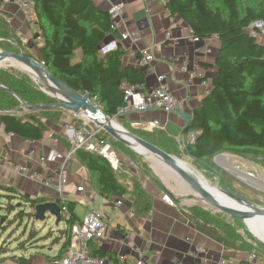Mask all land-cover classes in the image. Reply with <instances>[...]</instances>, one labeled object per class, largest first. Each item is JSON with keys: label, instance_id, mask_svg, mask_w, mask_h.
<instances>
[{"label": "trees", "instance_id": "obj_1", "mask_svg": "<svg viewBox=\"0 0 264 264\" xmlns=\"http://www.w3.org/2000/svg\"><path fill=\"white\" fill-rule=\"evenodd\" d=\"M32 1L43 44L36 57L26 55L42 62L50 74L74 91L89 94L102 114L111 118L122 102L121 82L143 84L144 72L133 66H123L120 62L122 51L118 48L99 55L110 30L108 12L98 9L92 0ZM259 1L256 8L247 4L240 7L239 0H219V3H214V0L164 1L169 15L179 17L193 31L194 36H216L219 42L213 64L215 73L209 90L193 109L184 128V132H195L193 141L181 148L194 165L206 163L220 153H231L264 167V42L246 31L252 21H264V0ZM8 27V23L0 18V41L14 45V49L9 52L22 53L19 47L21 41ZM9 72L0 71V84L3 86L0 87V121L10 133L26 140H39L47 129L43 120L57 122L62 108L54 105L56 100L50 98V103H42L50 104V107L25 109L18 98L26 105L34 106L45 99V96ZM129 132L168 154L177 155L180 143L165 136L162 131L153 134L160 140V144L143 136V133L150 132L140 133V130L134 128H130ZM104 138L112 144L113 138L107 133H104ZM116 144L121 143L117 141ZM74 156L85 166L88 177L101 196L119 199L126 195L136 215H148L151 197L135 176L131 175L126 178V183L123 182L120 167L112 168L105 157L95 152L80 149ZM226 192L230 193L231 190ZM236 196L244 197L238 194ZM15 198L21 202L19 205H6V200L12 201ZM37 202V199L24 197L13 187H0V209H33ZM57 202L67 209L61 218L66 227L62 230L65 240L60 252L65 254L69 248L70 226L78 220L74 212L76 202L67 199H58ZM186 212L198 231L222 244L225 249L253 252L247 241L243 245L235 243L234 231L225 229L223 234V227L219 222L208 219L206 213ZM26 214L32 216L31 211ZM4 222V215H0V227ZM28 236L33 240L32 234ZM30 239H25L20 246H34L36 242L32 243ZM257 243L256 247L264 248L260 241L257 240ZM2 249L3 246H0V261L17 257L19 263L27 264L28 260L22 256L6 257V251ZM94 253L102 255L97 251Z\"/></svg>", "mask_w": 264, "mask_h": 264}, {"label": "crops", "instance_id": "obj_2", "mask_svg": "<svg viewBox=\"0 0 264 264\" xmlns=\"http://www.w3.org/2000/svg\"><path fill=\"white\" fill-rule=\"evenodd\" d=\"M92 1L102 11H107L110 5L108 0ZM113 1L123 4V22L118 28L109 30L101 48L105 47L99 55L118 48L122 51L120 62L123 66H133L144 72L143 84L146 88L157 86V76L163 75L168 92L185 102L178 113L148 109L130 113L122 119L130 128L143 132H153L155 135L162 131L165 136L178 141L181 149L194 139L195 132H184V128L193 109L209 90L215 73L213 64L218 52V39L211 37L194 42L188 33V26L179 17L170 16L162 0ZM0 18L8 23L10 32L21 41V52L36 57L43 38L35 18H29L20 4L11 0L0 3ZM167 31L169 36L166 35ZM128 33H137L136 39L132 40ZM146 48L151 60L145 67H139L137 59L141 57L140 51ZM193 65L202 67L200 76L189 75V68ZM68 116L62 110L57 122L44 119L47 129L39 140H26L10 133L0 121V187H13L24 197L37 199L38 202L60 200L54 188L59 180V162L41 164L38 157L51 150L53 141L57 143L58 151L65 152L68 149L67 137L72 123ZM152 121H158L163 128L145 130L144 125ZM228 156L232 160L236 158L231 153ZM132 166L134 168V165H129L127 170H134L135 178L151 197V207L146 217L134 213L126 195L119 199L101 196L88 177L85 166L74 155L65 164L63 196L76 202L74 212L78 220L92 207L102 214L106 225L103 238L90 244L92 252L112 257L124 255V264H135L139 259L143 264H173L174 261L194 264L198 259L218 264L221 258L226 260V264H264V255L225 249L222 244L198 231L181 206L177 193L166 181L154 171L152 174L144 173ZM121 175L126 183V176ZM46 179L49 180L48 185L44 184ZM79 185L83 187L82 191L76 190ZM164 193L173 198V205L163 200ZM86 196L90 197L89 204L81 203V199ZM14 200L15 205L21 203L16 198ZM65 227L64 222V228H55L63 230ZM64 240L65 237L53 242L50 249L37 248L35 243L31 248H25L21 256L28 260L27 264H58L57 261L68 254V250L65 254L60 252Z\"/></svg>", "mask_w": 264, "mask_h": 264}, {"label": "built area", "instance_id": "obj_3", "mask_svg": "<svg viewBox=\"0 0 264 264\" xmlns=\"http://www.w3.org/2000/svg\"><path fill=\"white\" fill-rule=\"evenodd\" d=\"M8 0H0V3ZM10 1V0H9ZM18 2L24 13L31 19L35 18L34 4L32 0H11ZM110 5L108 7V14L110 17V30L118 28L122 25L123 18V4L118 1L108 0ZM165 1V0H162ZM39 33L40 30H38ZM246 31L259 37L264 42V21L254 20L252 21ZM188 33L194 42H201L202 40H208L209 38H201L193 35V31L188 27ZM169 36V31L166 32ZM128 36L134 40L137 37V33H128ZM208 52L210 50L208 49ZM141 57L137 59L139 67H145L151 60V54L148 49L140 51ZM41 64H43L41 62ZM44 65V64H43ZM202 67L199 65H193L189 68V75L191 77L200 76ZM164 76L158 75V85L154 88H146L142 83H132L128 81H122L120 89L122 91V102L117 108L115 115L110 119L114 121V118H123L130 113L142 112L148 109H159L168 113L181 112L184 106V100L178 99L168 92L166 85L163 83ZM90 102L94 104L98 110V113L104 117L100 107L91 99ZM85 112L79 110L75 112L79 116V121H72L70 134L67 137L68 149L65 152H60L56 149V142L53 141L51 150L38 157V162L41 164L48 162H59L58 172L59 180L55 183L54 188L59 195L60 200H65L63 196L64 185L66 179L64 178L65 164L73 157L77 150L83 149L86 151L95 152L105 157L111 164L112 168L117 169L120 166L118 154L116 149L110 142L104 138V129L94 123V120L86 117ZM103 120V119H102ZM153 128H163L158 121H152L144 125L145 130H151ZM227 153H222L221 158L227 160ZM15 166L14 168H17ZM17 169L21 170V167ZM229 173L240 183L246 184L249 187L264 192V168L257 166L255 163L242 159L236 156L233 158L228 168ZM47 180V181H46ZM44 180V184L48 185V179ZM76 190L82 191V186H77ZM163 200L169 205L174 204L173 198L168 194L162 195ZM90 202V197L86 196L81 199V203ZM62 214H66L67 209L65 206L61 207ZM106 231V225L102 219V214L90 207L89 210L82 216L80 220L75 221L69 230V248L68 254L61 257L57 262L58 264H124L126 257L124 255H99L92 252L90 244L98 239L103 238ZM21 256V255H18ZM0 264H21L17 260V257L11 260L0 261ZM135 264H143L139 259ZM173 264H180L178 261H174ZM194 264H212L204 259H198ZM218 264H226V260L221 258Z\"/></svg>", "mask_w": 264, "mask_h": 264}, {"label": "rangeland", "instance_id": "obj_4", "mask_svg": "<svg viewBox=\"0 0 264 264\" xmlns=\"http://www.w3.org/2000/svg\"><path fill=\"white\" fill-rule=\"evenodd\" d=\"M239 2L240 7H242L244 4H247L248 6L256 8L260 4L259 0H239ZM214 3H219V0H214ZM5 48L9 49L8 51H11L14 49V45H11L5 41H0V50L4 51L6 50ZM102 48H100L99 54L102 53ZM0 71H10L9 73H11L15 78L25 81L26 84L31 85L35 89L42 92V94L45 96V99L38 102V105L44 102L50 103V98L52 97L50 96L46 85L42 81H36L21 66L10 61H5L0 63ZM62 110L64 109L62 108ZM64 111L69 114L68 118L71 122L79 121V116H77L75 112L66 110ZM38 115H42V113H38ZM113 122L118 126L121 125L127 131L130 129L126 121L122 118L116 117L114 118ZM140 133H143V131H140ZM150 133H143V136L153 140L157 144H160V140H157V136L154 137V133ZM111 142L113 144L112 146L116 149V154H118L119 157L120 172L125 175L126 178L131 177V175L134 177L135 175L134 170H127L129 165H134V168L132 166L133 169L144 173L152 174V171L156 172L170 185L172 190L177 193L181 202V206L186 211H188V213L195 214L196 211L206 213V217L208 219L219 222V224L223 227V234L225 229H230L232 232H235V243L237 245H243V242L247 241L250 245V249L253 252H255L257 255H264V248L256 247V245L259 243H257L256 238L248 230L247 226L242 220L225 214L209 205V203L200 195H198L185 180H183L176 173L165 169L163 165H161L156 159H151L147 155L137 153L126 144H116V140L112 139ZM135 147L140 149L137 146ZM221 154L222 153L216 155L206 163H200L198 166L194 165V163L191 161V158H189L185 152L181 151L180 148L177 151V155L173 156L184 161L186 166L190 168V171L195 174V178L199 182L209 184L210 186L221 188L226 191L231 190L230 193L233 192L235 195L238 194L239 196H244L245 198H240L257 205L258 207L264 208V193L259 192V190L257 191L246 184L238 182L228 171L230 163L232 162L231 157L227 156V160L225 161L223 158H221ZM11 203L15 204L16 201L6 200L7 206H9ZM12 208H14V206ZM30 211L33 214V209L28 208L0 209V215H4L5 217V222L3 226L0 227V246H3L2 250L6 251L4 253L7 255L6 257H12V255H21L27 246L22 247L23 245L20 246V243L25 239L29 240L30 238L28 235L31 236L32 234L34 238L33 240H30L33 241L32 243L36 242L37 248L41 249H50V244L53 242H58L64 237L62 230L55 228L56 226L53 223L54 221H52L50 218H47L43 222L35 221L33 215L31 216L26 214ZM58 226L64 228V222H60ZM55 234L57 236H55ZM262 236L264 237V234H262Z\"/></svg>", "mask_w": 264, "mask_h": 264}, {"label": "water", "instance_id": "obj_5", "mask_svg": "<svg viewBox=\"0 0 264 264\" xmlns=\"http://www.w3.org/2000/svg\"><path fill=\"white\" fill-rule=\"evenodd\" d=\"M5 61L13 62L16 65L24 68L26 71H28V68L35 72L40 78V81H42L46 85L47 89L49 90L50 96L56 100V103L54 105L71 112H78L79 110H82L88 111L92 114L98 113V108L90 102L91 97L89 94H82L74 91L65 83L50 74L48 68L45 65L41 64L36 59L27 56L24 52L15 53L0 50V63ZM0 87L3 86L0 84ZM9 92L14 95L13 91L9 90ZM18 100L22 103V106L28 110L50 107V104L28 106L20 98H18ZM185 117L189 118L187 115H185ZM93 120L96 125L102 127L104 131L114 140L128 145L137 153L147 155L151 159H156L161 165H163L165 169L176 173L183 180H185L194 189V191H196L198 195L204 198L209 203V205H211L215 209L242 220L245 225L247 219L261 218L264 220L263 207H258L253 203L242 200L240 197L234 194L228 193L221 188H217L218 191L222 192L231 200L241 205V207H231L219 203L214 197H212L211 194L208 193V191L204 187H202L200 183H198V181L194 178V173H188L185 171V169L183 168L184 165H186L184 161L176 158L171 154L166 153L154 144L127 131L121 125V128L115 127L109 117L104 116L103 120L101 121L97 119ZM130 142H133L135 145H132V143ZM135 146L139 147L140 149L136 148ZM57 201L58 199L54 201L37 202L33 207L32 215L34 220L43 222L47 218H50L53 219L54 225L58 226L61 222L62 212L61 206ZM261 243L264 245V242Z\"/></svg>", "mask_w": 264, "mask_h": 264}, {"label": "bare ground", "instance_id": "obj_6", "mask_svg": "<svg viewBox=\"0 0 264 264\" xmlns=\"http://www.w3.org/2000/svg\"><path fill=\"white\" fill-rule=\"evenodd\" d=\"M27 70H28L27 72L36 81H40V78L38 77V75L35 72H33L32 70H30L28 68H27ZM84 115L86 117L91 118V119H97V120H100V121L104 118L99 113L92 114L90 112H85ZM112 124L115 127H117V128H121L120 126H118L113 121H112ZM130 143H132V145H135L133 142H130ZM183 168L185 169L186 172H188V173L191 172L190 168H188V166L184 165ZM198 183H200L202 185V187H204L208 191V193L211 194L212 197H214L219 203H221L223 205L231 206V207H241V205H239L238 203H236L233 200H231L228 196L224 195L222 192L218 191L217 188H215L213 186H210L209 184L201 183L199 181H198ZM246 226H247V228H249V230L251 231V233L253 234V236L257 240H259L261 242H264V237L262 236V234H264V220L263 219H261V218L247 219L246 220Z\"/></svg>", "mask_w": 264, "mask_h": 264}]
</instances>
